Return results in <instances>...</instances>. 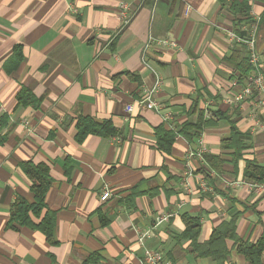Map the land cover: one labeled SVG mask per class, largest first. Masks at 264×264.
Masks as SVG:
<instances>
[{
  "label": "crops",
  "instance_id": "1",
  "mask_svg": "<svg viewBox=\"0 0 264 264\" xmlns=\"http://www.w3.org/2000/svg\"><path fill=\"white\" fill-rule=\"evenodd\" d=\"M230 2L0 0V117H8L0 134V264H139L145 249L159 251L170 264H214L195 258L190 241L178 239L183 214L199 217V243L232 218L240 239L253 243L264 236V192L231 185L243 179L244 161L236 174L230 164L218 174L205 162L206 155L227 159L221 141L230 125L217 121L221 112L250 147L244 159L264 166V131L253 128L264 112L254 105L256 97L235 101V72L225 62L232 55L247 59L245 47L226 37L231 30L243 35L247 27L237 32ZM120 3L129 5L132 17L125 26ZM249 6L264 74V3ZM149 38L172 44L161 48ZM147 66L162 79L152 95L160 113L135 104L154 87ZM21 89L41 99L37 108L17 105ZM194 102L217 123L190 144L177 132ZM78 116L110 120L118 134L77 143ZM159 126L175 135L170 154L156 147ZM200 144L206 153L187 176L186 155ZM26 161L49 167L45 205L55 212L54 244L39 231L8 226L11 204L17 198L32 202L20 169ZM105 189L111 197L103 202ZM163 214L170 215L168 221L140 244V234ZM226 244L225 264H247L232 241Z\"/></svg>",
  "mask_w": 264,
  "mask_h": 264
},
{
  "label": "trees",
  "instance_id": "2",
  "mask_svg": "<svg viewBox=\"0 0 264 264\" xmlns=\"http://www.w3.org/2000/svg\"><path fill=\"white\" fill-rule=\"evenodd\" d=\"M259 1L264 3V0ZM228 10L234 17L237 32H240V26H249L251 21L248 15L250 10L248 1H232L229 3ZM261 20L264 21V12ZM225 62L231 65L237 79L246 77L252 70L247 59H238L236 55H232ZM16 102L17 105L22 107L37 108L41 99L36 98L29 90L21 89L16 95ZM216 114L218 116L217 121L225 120L230 125L229 135L221 141L222 149L228 152L225 156L227 159L222 155H206V164L218 174L223 171L226 164H230L233 173L236 174L239 161H244L243 179L251 183H264V166L258 164L255 160L244 159V154L250 147L247 145L243 134L235 126V122L230 120L224 113L217 112ZM187 116L188 119L180 126L177 133L190 144L196 142L204 129L217 123L212 119L204 118V112L198 109L196 102L190 106ZM7 123L8 117L1 116L0 134ZM74 126L77 143H82L90 135L110 138L118 134V130L110 120L97 122L90 117L78 116ZM154 131L157 149L165 154H170L175 135L164 130L162 126L155 128ZM2 141L3 138L0 135V142ZM20 169L29 182L32 202L17 198L9 209L8 226L11 228H16V226L26 227L39 231L48 243L54 244L55 212L48 210L45 205V197L52 184L49 167L43 163L35 164L32 161H26L20 164ZM206 178L208 179V177ZM181 219L185 229L178 239L190 241L189 250L195 258H209L214 264H225L230 255V249H228L226 242L232 241L235 251L243 255L247 264H263L264 236L253 243L240 239L236 234L235 218L227 223L221 222L213 228L208 240L203 243L198 242L201 228L199 217L183 214Z\"/></svg>",
  "mask_w": 264,
  "mask_h": 264
},
{
  "label": "built area",
  "instance_id": "3",
  "mask_svg": "<svg viewBox=\"0 0 264 264\" xmlns=\"http://www.w3.org/2000/svg\"><path fill=\"white\" fill-rule=\"evenodd\" d=\"M233 1V0H229ZM250 3L254 0H247ZM121 23L123 26L127 25L131 16L129 15V5L125 3H120L119 6ZM190 8H185V14L189 12ZM257 21L252 20L251 24L248 27H243L241 30L243 31V35L236 33L234 30H231L226 33V37L233 44H241L246 49L247 61L250 67L252 68L251 72L242 79H235L232 81L231 85L233 87H238L239 92L235 95V101L241 102L245 98L256 97L254 105L258 111L264 112V74L260 69V55L257 49L256 43V27ZM155 42L161 48L168 47L172 43L167 40H157L149 38V43ZM150 71L155 75V83L154 87L151 91L146 92L142 97L135 101V104L141 108L146 110H152L157 113L162 111V107L155 100H153L152 95L154 91H157L161 84L162 79L160 75L150 66H147ZM228 105H232L231 101H227ZM133 105H128L125 110L127 113H131L133 111ZM253 128L255 130L264 131V118L263 119H255ZM206 153V149L201 144L194 151H190L187 153L184 163V170L187 176H190L194 173L195 167L194 163L196 160L201 161ZM231 185L235 187H245L248 191H255L256 193L264 192V183H251L247 182L243 179L234 180ZM202 188L205 187L204 182L200 184ZM111 194L109 190L105 189L102 191L100 195L101 201H107L110 199ZM170 215L163 214L159 215L154 219L152 226L148 231L142 232L139 237V243L142 244L146 237H149L153 231L160 225L161 223L168 221ZM139 264H170L169 261L165 260L163 255L159 251L145 249L143 253V258L139 260Z\"/></svg>",
  "mask_w": 264,
  "mask_h": 264
}]
</instances>
